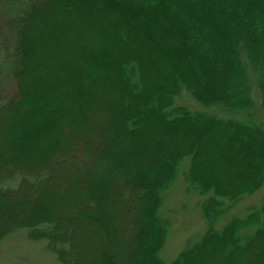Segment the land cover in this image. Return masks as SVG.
<instances>
[{
	"label": "trees",
	"instance_id": "trees-1",
	"mask_svg": "<svg viewBox=\"0 0 264 264\" xmlns=\"http://www.w3.org/2000/svg\"><path fill=\"white\" fill-rule=\"evenodd\" d=\"M7 77L0 244L24 230L61 264H165L182 178L207 230L171 264H264V197L216 229L264 185V130L207 111L264 114V0H0Z\"/></svg>",
	"mask_w": 264,
	"mask_h": 264
},
{
	"label": "rangeland",
	"instance_id": "rangeland-1",
	"mask_svg": "<svg viewBox=\"0 0 264 264\" xmlns=\"http://www.w3.org/2000/svg\"><path fill=\"white\" fill-rule=\"evenodd\" d=\"M25 33L27 41H29L31 38L30 31H26ZM68 36L69 34L65 36L64 39H67ZM36 53L37 51H33L31 58L38 56L39 59H41V52L38 51V55H36ZM26 59L28 63L32 61L30 56L26 57ZM0 91L2 97L13 96L17 92L15 80L9 77L5 78L0 83ZM176 106H185L192 111H205L198 104H196V102L188 94H184V96L177 101ZM207 111L221 118L252 120L264 130V114L260 108L259 102L256 103V108L251 113L241 112L239 115H232L219 108H212ZM210 136L212 138H217L215 135ZM210 136H206L207 142L211 139ZM222 141H225V139ZM210 156H214L212 149H210ZM187 167L188 161L184 163L182 168L187 169ZM219 172V175L222 176V171ZM263 197L264 185L255 195L247 197L239 203L233 205L232 210L217 222L216 229L220 230L223 228L224 225L227 224L235 215H246L249 207L258 206L260 203L262 204ZM199 202L200 198L198 194L188 193L185 191L184 180L182 178L174 188L166 193L162 212L164 213V216L171 221L172 225L169 231L166 246L161 253V258L165 264H171L184 249L193 245L206 233L207 227L202 217L201 210L198 207ZM0 264L61 263L51 252L48 251L47 243L45 241H31L27 236V232L22 230L8 236L0 244Z\"/></svg>",
	"mask_w": 264,
	"mask_h": 264
}]
</instances>
